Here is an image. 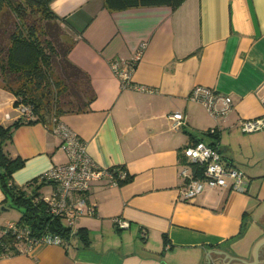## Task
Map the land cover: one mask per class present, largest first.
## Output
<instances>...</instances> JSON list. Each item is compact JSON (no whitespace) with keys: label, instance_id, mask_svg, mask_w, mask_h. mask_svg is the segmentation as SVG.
Wrapping results in <instances>:
<instances>
[{"label":"crops","instance_id":"0c3cea01","mask_svg":"<svg viewBox=\"0 0 264 264\" xmlns=\"http://www.w3.org/2000/svg\"><path fill=\"white\" fill-rule=\"evenodd\" d=\"M48 8L65 18L69 60L87 74L95 93L87 110L59 120L85 143L99 168L120 170L132 181L91 182L85 197L95 212L76 220L68 240L38 244L0 264H264V244L256 252L259 240L251 244L264 230V129L240 128L242 121L264 115V0H184L175 10L115 12L104 9L102 0H53ZM114 62L129 72V87L122 86ZM196 86L228 96L230 110L213 117L189 99ZM14 100L0 81L3 126L20 119ZM222 108L216 105L218 112ZM175 113L184 124L172 130L169 116ZM209 130L219 136L223 164L245 174L247 192L230 191L227 180L226 187L184 199L183 150L197 140L214 142ZM59 145L51 126L15 128L6 152L24 165L12 183L25 188L65 164ZM7 201L0 187V235L17 222L7 216ZM116 218L127 227L117 228Z\"/></svg>","mask_w":264,"mask_h":264},{"label":"trees","instance_id":"16d2710c","mask_svg":"<svg viewBox=\"0 0 264 264\" xmlns=\"http://www.w3.org/2000/svg\"><path fill=\"white\" fill-rule=\"evenodd\" d=\"M53 0H0V39L7 37V43H0V81L4 88L27 81L29 93L24 87L13 93L16 107L19 102L29 105L32 119L20 118L9 126L0 124V187L13 205L22 208V215L17 226L29 230L31 236L39 237L50 234L68 240L71 229L58 218H52L46 212V205L41 199L40 187L49 183L35 178L25 188H18L12 183V175L22 168L24 161L11 158L6 147L12 141L15 128L26 123H43L59 118L66 113L85 111L95 98L89 77L72 64L69 53L72 42L64 39V27H69L65 18H58L48 8ZM184 0H102L103 8L109 12L122 11L139 7L167 6L177 9ZM32 98L31 101L27 97ZM45 97V100L42 98ZM51 104H54L52 110ZM213 131V132H212ZM213 137L209 146H218L216 130L207 131ZM202 142L200 140L194 143ZM197 168L193 166L195 172ZM199 171V170H198ZM112 172L118 186L132 181V176L125 174L120 179L119 171ZM33 186L32 191L27 190ZM264 219L260 221L264 225ZM11 234L0 235V255L6 246L13 254H18Z\"/></svg>","mask_w":264,"mask_h":264},{"label":"built area","instance_id":"2783aa9c","mask_svg":"<svg viewBox=\"0 0 264 264\" xmlns=\"http://www.w3.org/2000/svg\"><path fill=\"white\" fill-rule=\"evenodd\" d=\"M144 45L141 47L143 48ZM112 69L122 81V86L129 87L126 81L128 71L118 69L117 64L112 63ZM140 90H144L143 88ZM146 91V90H145ZM189 99L204 105L208 112L216 117L219 113L226 114L231 108V99L228 96H220L213 90L196 86L189 94ZM221 103L220 112L216 105ZM264 110V95L261 98ZM20 118L30 121L32 112L29 106L19 102L14 107ZM172 130L179 129L184 124V117L180 113L169 116ZM244 133L257 132L264 129V115L259 118L244 120L240 123ZM51 130L60 141L59 149L64 152L67 162L54 166L41 175L40 180L49 183L50 191L41 199L46 205V212L52 218H58L73 233L76 220L83 214L93 215L94 206L87 204L85 194L88 192L91 182L107 177L112 185H117L112 172L99 168L89 157L85 143L78 138L60 120H51ZM213 132V131H212ZM183 155L186 158L188 170L182 172L184 186L182 195L184 199H191L200 194L205 188L226 187L230 182L229 190L236 193H246L248 182L245 174L234 167L225 166L218 146H209L203 142L192 143L184 148ZM193 166L197 170L193 171ZM199 170V171H198ZM122 179L123 176L119 175ZM117 228L127 227V223L119 218L113 220ZM2 233L11 234L14 238L16 253H28L34 246L41 243L58 244L59 238L50 234H42L39 237L31 236L29 230L17 226L16 222L8 223L2 229ZM13 252L9 246L3 250L0 259Z\"/></svg>","mask_w":264,"mask_h":264},{"label":"rangeland","instance_id":"374dc122","mask_svg":"<svg viewBox=\"0 0 264 264\" xmlns=\"http://www.w3.org/2000/svg\"><path fill=\"white\" fill-rule=\"evenodd\" d=\"M0 43L2 45L6 44L7 43V37H4L3 39L1 38L0 39ZM21 87H24L26 92L29 93L30 91V88H31V85L27 82V81H23V82H20L19 84H15V85H12V86H7V88H10L12 92L15 93L16 90L20 89ZM11 92V93H12ZM13 94V93H12ZM30 96L27 97V100L31 101L32 98H29ZM45 102H46V99L45 97H42ZM15 101V100H14ZM29 104V103H28ZM26 105V106H29V105ZM52 106V110H54V104H51ZM49 124H51V121L49 122ZM48 126H51V125H48ZM40 191H42V194H47L48 191H49V187L48 186H41L40 188ZM39 191V192H40ZM4 208H6L8 210L7 212V216L12 219V220H18L21 215H22V208L19 207V206H15L13 205V203L11 202V200H8L4 205H3ZM255 237L253 238L254 240L252 241V245L255 244V242H257L258 240H261V239H264V230H262V232L258 233L257 235H254Z\"/></svg>","mask_w":264,"mask_h":264},{"label":"water","instance_id":"95a60500","mask_svg":"<svg viewBox=\"0 0 264 264\" xmlns=\"http://www.w3.org/2000/svg\"><path fill=\"white\" fill-rule=\"evenodd\" d=\"M264 244V239L259 240V242L255 245L254 251L256 252L259 248Z\"/></svg>","mask_w":264,"mask_h":264},{"label":"flooded vegetation","instance_id":"af4514ba","mask_svg":"<svg viewBox=\"0 0 264 264\" xmlns=\"http://www.w3.org/2000/svg\"><path fill=\"white\" fill-rule=\"evenodd\" d=\"M262 219H264V216H263V217H261V218H259V222H260ZM263 223H264V222H263Z\"/></svg>","mask_w":264,"mask_h":264}]
</instances>
